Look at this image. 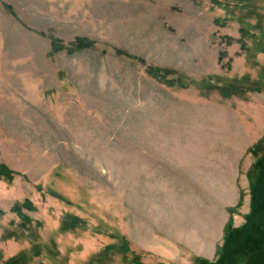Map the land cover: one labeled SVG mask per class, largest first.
<instances>
[{"label":"rangeland","instance_id":"rangeland-1","mask_svg":"<svg viewBox=\"0 0 264 264\" xmlns=\"http://www.w3.org/2000/svg\"><path fill=\"white\" fill-rule=\"evenodd\" d=\"M0 164V264H264V0H0Z\"/></svg>","mask_w":264,"mask_h":264},{"label":"trees","instance_id":"trees-1","mask_svg":"<svg viewBox=\"0 0 264 264\" xmlns=\"http://www.w3.org/2000/svg\"><path fill=\"white\" fill-rule=\"evenodd\" d=\"M92 43H93L92 41L87 40L85 38H78L75 43H72L70 46H66L59 39L53 38L51 40L52 52L53 53H58V52H61L63 50H66L68 52H70V51H76V50H81V49H84V48H87V47L92 46ZM0 170L2 172H4V173L8 174V175L9 174L10 175H12V174L14 175L15 174V172H13L12 170L8 169L3 164H0ZM54 196H56L57 198H60V199H64L63 196H61L60 194H58L56 192H54ZM259 209H260L259 203H255V210L258 211ZM262 209H264V207ZM80 225L81 226H84V221L81 218H79V217H77L75 215H72V214L65 215L64 218H63V220H62V230L63 231L73 230L75 228L81 227ZM251 244L254 245V246H256V247H261L262 248V245H264V240L257 241V240L246 239L245 242L242 243L241 245H243L242 246L243 248L245 246V249H246L247 245H251ZM243 251L246 252L244 249H243ZM261 252H264V250L261 249V250H258L256 252H253L252 251V254L251 255H255V254L261 253ZM239 254H242V253H239ZM236 255L234 254L232 256L231 253H230V255L228 256L226 254V252L224 251V252L221 253L220 258H218V260L215 262V264H222L223 261H225L228 258H233V261L232 262L234 264H239V263H237V258H239V256H236ZM246 263H244V264H246Z\"/></svg>","mask_w":264,"mask_h":264}]
</instances>
